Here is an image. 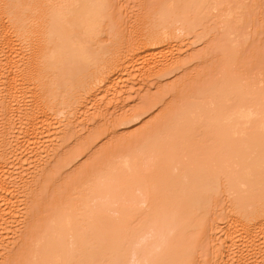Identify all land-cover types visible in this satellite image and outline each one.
<instances>
[{
    "label": "bare ground",
    "instance_id": "bare-ground-1",
    "mask_svg": "<svg viewBox=\"0 0 264 264\" xmlns=\"http://www.w3.org/2000/svg\"><path fill=\"white\" fill-rule=\"evenodd\" d=\"M231 2L161 0L154 16L140 21L133 40L126 43L109 13V0H0L2 193L11 191L7 148L19 141L8 132V124L18 99L29 155L39 149L42 155L46 144L42 147L40 131L54 129L53 113L70 108L73 119L82 118L83 107L94 103L105 114L111 110L110 89L131 78L142 80L141 69L149 62L150 74L169 67L166 56L161 63L158 57L170 54L168 46L177 33L186 34L191 48L201 40L208 45L204 37L216 35L217 24L209 26L212 33L208 26L209 33L203 29L211 21L210 12L218 13L222 22L217 24L222 31L215 28L217 36L232 35L245 17H252L243 46L251 48L256 29L264 32V0ZM250 6L252 12L246 14ZM233 42L220 47L226 57L222 78L206 92L200 86L202 91L190 96L162 128L129 141L104 167L94 165L78 177H67L77 181L75 196L51 216L32 264H209L210 254L202 255L204 259L198 255V260L195 256L204 233L221 251L212 264H255L258 254L264 259V57L247 52L238 61L235 50L228 48ZM188 64L173 65L184 70ZM82 156L81 151L64 154L68 173ZM2 193L0 220L8 218L12 226L18 214L8 211L18 200ZM220 201L231 206L223 226L209 220L210 206Z\"/></svg>",
    "mask_w": 264,
    "mask_h": 264
},
{
    "label": "rangeland",
    "instance_id": "rangeland-1",
    "mask_svg": "<svg viewBox=\"0 0 264 264\" xmlns=\"http://www.w3.org/2000/svg\"><path fill=\"white\" fill-rule=\"evenodd\" d=\"M232 1L230 6L235 5L234 0ZM160 2L161 0H109V13L114 19L113 22L116 23L119 30L118 33L123 37V42L129 43L133 40L132 34L139 29V22L151 19L154 16L153 12L159 6ZM252 9L253 7H248L245 11L246 14H250ZM209 16L211 17V23L215 21L211 24L210 22L208 23L207 19V25H205V21V23H202L205 25L203 29H207V31L205 30L206 33L209 31L208 27L210 25L212 26L215 23L220 25V23H222L218 22L221 20L218 13L216 16L214 12H212V14L210 12ZM250 18L252 17H245L244 22L235 26L232 35H224V32H219L221 35L219 34V36H217L218 31L216 29L219 28V25H215V32L209 27L211 29L210 32H213V34L216 33V35L211 34V38H209L210 35L204 37L203 41L206 42V38L209 42H207L208 45L201 40V44L198 42L199 44L192 45L191 48V46L188 45V37L186 34L184 33V35L181 32H179L180 34L177 33L173 41L172 39L170 40L169 44L171 46H168L170 54H168V52V56L166 54L163 56L159 55L158 57V62L160 63L164 61L165 56L166 61H169V67H164L166 72H164L165 70L163 69L164 71H159L158 74H150L151 62L144 65L141 70L145 77L142 80L139 79L140 81L137 82L138 79H136L135 82L133 81L135 79L131 78L132 81H130L131 79L127 78L129 82H131L129 83L127 80V82H125L127 86L121 85V89L120 87L117 89V86L116 89L114 88V91H112L113 88L110 89L112 92H110L112 105L109 104L110 107L108 106V108H111V110H108L105 114H101L100 111H98L100 106L98 105V108L97 104L94 105V103H91V105L93 104L91 107L88 106L90 103L83 107L85 110L84 115H86L82 118L78 116L77 118L75 117L76 119H73L72 112L70 111L72 109L70 108H68V110L59 109V114L56 113L57 116L53 113V121L55 122L53 125L54 129L40 131V137L42 136L41 134L44 135L42 136V147L46 144L45 147L42 148V155L44 156L39 154L41 149H39V152L36 151V153H34L35 155L33 154L35 157L31 155V158L29 155L26 138L23 140L21 136L24 131V126H22L23 114L21 115V111L23 110H20V99H18L19 104H14L9 111L11 125H9L10 123L8 124V132L13 133L14 136L16 135L19 141L17 146L14 144L16 147L13 145V147L7 148V154L11 160L13 159L12 153L14 151L17 155V158H14L12 161L10 160L11 167L10 174L8 175L12 176V173L15 175L11 177L14 180H10V176H8L11 187L7 178H5L10 187L8 191L11 189L12 192L9 191V193L7 191L8 195L7 193L3 194L2 190H0V194H7L8 198H10L11 195L17 198V202L15 201L16 199L14 200L16 207H14L15 205L12 206V209L10 208L8 212L12 210V213L15 211L18 215L16 217L14 216L15 222L12 226L6 223L8 218H5V221L4 219L0 220V264H32L34 262L33 255L36 250L37 242L43 237L45 231L49 229L52 221L51 216L62 207L66 200L72 199L74 198L73 196H75L73 195L74 192H76V189H74L76 185L74 186V183L76 184L77 181L71 183L67 180V177H70V179L74 177V175L78 177L84 170H88L94 165H103L102 167H104V164L107 163L106 161H109L114 152L127 146L129 141L137 139V137L142 136L148 130L162 128L164 121L169 117L171 119L177 111L179 112L181 107L188 103L187 99L190 98V96L199 93L197 90L201 92L203 88L205 89L204 92H206L211 82L221 79L225 72L224 64L226 57L223 55L220 47L222 48V44H225L227 40H235V42L228 44V48L229 50L231 49V52L235 50L234 54H232L238 61L242 60L247 52H252V54L257 57H264V32H262L261 29H256L253 35L254 44L252 47H248L249 49L243 48L246 38L245 35L251 32L249 24ZM259 27L262 26L259 25ZM198 29L202 30L201 27ZM219 31L222 30L220 29ZM199 33L201 32L199 31ZM212 36L216 37V39ZM210 40L214 41L210 43ZM208 51H211V54L203 58ZM185 61H188L189 64L184 70H180L173 65L174 63L179 65ZM162 75H166V77L160 79ZM117 77H119V75ZM191 86L194 87L193 90L190 89ZM200 86L203 87L200 88ZM198 87L200 89H198ZM122 88H124V90ZM1 91L2 90H0V97L3 95ZM198 98L202 97L198 96ZM69 117H72L71 119L73 121L71 120V123L66 124V122H70L67 121ZM1 119L2 116L0 115V129L3 124ZM67 125L69 127H67ZM57 131L58 134H56ZM22 135L24 136V134ZM56 135H60V137L57 139ZM40 137L38 138L40 139L39 141L42 140ZM11 142H13L12 139ZM56 148L59 154L55 151ZM49 151H54L53 155L50 152L54 158L51 157V155L49 157ZM79 151L83 152L85 158H82L83 160L80 162H76V165L72 168L73 171L68 173L66 170L67 168L64 166L67 164V162H64V160H66L64 159V154ZM37 154L38 157L36 158ZM39 155L42 157L39 158ZM230 208L231 206H228L225 201H220L218 206L215 204H213V206L211 205L209 220L213 218L219 222L221 221L220 225L223 226L226 220H228L227 216L231 214ZM11 212L10 214H12ZM6 224H8V226ZM6 229L8 231H4ZM204 235L201 236V239L199 238L196 247V254H198L195 256L197 257L199 255L200 259H204L202 255L210 254L209 264H212L213 257L219 255L221 251H218L216 246L214 247L208 242L210 238L208 234L204 233ZM217 238L218 240L222 239L221 235H217ZM260 256V254H258V257L256 256L255 260L257 263L255 262V264H264V259ZM198 258L199 257H197V260ZM257 258L260 260L257 261ZM198 262L199 261L195 263L200 264Z\"/></svg>",
    "mask_w": 264,
    "mask_h": 264
}]
</instances>
